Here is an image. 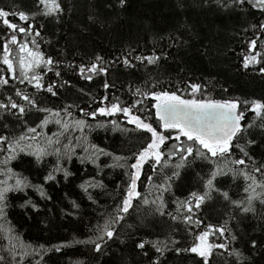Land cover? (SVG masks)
<instances>
[{
    "label": "trees",
    "instance_id": "obj_1",
    "mask_svg": "<svg viewBox=\"0 0 264 264\" xmlns=\"http://www.w3.org/2000/svg\"><path fill=\"white\" fill-rule=\"evenodd\" d=\"M60 3L63 12L45 17L38 0H0V9L30 15L27 22L10 15L11 22L25 27L28 24L35 26L27 35L15 33L18 44L27 41L29 47L35 49L31 40L36 39L39 50L58 62L53 65V71L44 70L45 88L36 89L27 81L20 82L19 49L18 45H11L10 58L16 68V78H12V73L0 60V76L9 80L8 85L0 86V100L7 102V97L11 96L17 103L27 105L15 95L19 89L34 98L39 107L59 111L68 106L72 116L61 112L63 120L83 119L88 127L83 132L74 127L64 131L52 122L38 129L40 144L43 145L45 137H58L61 141L59 145L49 147V152L54 147L66 151L64 145L71 140L75 154L63 166L72 175L65 179L63 173H58L56 181L45 183L43 178L56 163V156L48 155L37 163L34 156L21 153L10 167L27 176L33 184H43L50 199L42 198L31 188L25 192H10L6 220H0V224L11 227V235L19 237L25 245H44L45 249H53L44 252L41 264H152L158 254L151 245L146 244L143 250L136 245L164 240L165 237L174 238L178 243L169 245V250L160 258L162 264H202L197 255L177 253L174 249L191 247L195 237L208 225H223L228 229L223 237L218 234L210 237L211 242L226 243L228 248L215 249L209 264H264V205L259 201L254 202V212L245 214L213 193L200 209L194 208V219L202 221L199 226L186 224L182 219L174 221L168 215L161 216L155 211L156 205L143 202L144 197L149 202L156 199L159 194L157 186L172 177L173 171H178L180 175L172 177L171 190L164 193V200L166 212L182 217L186 209L181 208L178 212L175 202L185 200L193 191L202 192L203 180L216 165L227 172L228 168L251 171L253 162L256 166L264 164V121L251 111L250 103L247 106L241 104L239 111L244 112L241 121L244 131L241 138L233 142L228 159L213 158L216 164H212L189 156L185 167L176 169L174 166L180 162V154L169 156L170 150L174 144L186 147L192 142L183 136L177 141V131L163 129L154 117L155 100L150 95L135 94L139 88L142 93L149 94L175 91L184 99L264 101V73L260 71L264 67V30L259 28L264 22V12L248 4L242 8H224L216 0H126L124 6H120L119 0H60ZM35 31H39L40 36H35ZM12 34V30L0 22V57L3 56L4 42L10 40ZM175 37L180 39H173ZM252 40L257 41L254 49L249 48ZM257 52L261 53L260 62L244 68V57ZM153 54L162 57L154 65L136 60L137 56ZM96 56L103 58L101 65L108 71L88 81L79 75L78 68L81 64L90 65ZM125 57L130 61L129 66L123 63ZM56 70L61 73L59 77L55 75ZM105 82L109 84L107 89L104 88ZM48 84L55 86V96L46 91ZM191 85H200V91L193 93ZM104 96L108 100L102 103ZM136 100H141V104L132 109L133 114L169 137L161 148L164 163H145L138 181L141 199L133 200V207L124 214L125 219L112 225L116 235L112 240H106L103 250L97 253L93 244L77 241L94 240L96 226L116 215L117 205L121 204L130 182L128 173L132 170L128 165L135 162L134 154L150 142L151 134L128 123L123 113L108 116L97 112L95 118L85 113L116 102L122 107L131 106ZM44 115L33 110L25 117L27 126L35 127ZM113 121L117 125L115 128ZM5 123L9 125L7 130L3 128ZM22 131L23 124L14 117L8 116L0 121V135L18 136ZM62 131L63 135H59ZM236 143L245 147L251 160L240 153ZM88 144H95L113 156L128 158L126 162L121 161L125 167H108L114 163L110 156H101L98 164L86 159L82 162L81 158L88 155L83 150ZM3 158L4 153L0 152V160ZM240 158L245 160V165L229 163V160ZM253 174L258 180L264 179L261 173ZM93 177L102 181L104 187L84 192L80 185ZM0 179L4 177L0 176ZM247 183L250 181H244L242 177L233 179L228 173L217 177L216 187L228 191L231 199L239 200L247 195L243 191ZM28 199L38 205V210L31 206L20 207ZM73 201L78 208H73ZM8 236L6 231H0V255L6 257L4 264H11L12 257L7 249L16 243L15 239L10 242ZM232 236L236 239L232 240ZM252 241L256 242L255 247ZM53 246L61 247L55 251ZM233 249H239L243 258L229 255ZM16 251L23 249L17 245ZM16 259L19 260V256ZM40 259L39 254H33L25 259L24 264H35Z\"/></svg>",
    "mask_w": 264,
    "mask_h": 264
},
{
    "label": "snow or ice",
    "instance_id": "obj_2",
    "mask_svg": "<svg viewBox=\"0 0 264 264\" xmlns=\"http://www.w3.org/2000/svg\"><path fill=\"white\" fill-rule=\"evenodd\" d=\"M126 0H119L120 6H124ZM216 3L224 8L237 7L242 8L245 4L250 5L252 8L259 9L264 12V0H216ZM38 5L42 6L41 14L45 17H51L54 15H59L63 12V7L60 0H38ZM18 16L20 21L27 22L30 19V15L23 11L18 13H9L3 9H0V22L6 26L7 29H11L13 34L10 40H7L3 44V56L0 57L2 63L7 66V70L12 73V78H16V68L11 57L12 48L11 45H18L19 58L18 64L20 69L21 83L27 81L32 84L36 89H44V70L53 71V65L58 62L55 61L51 56H45V54L39 50V45L36 39L31 40V44L35 46V49L29 47V42L18 44V38L15 34L17 31L19 33H24L27 35L34 29V25L28 24L26 27L21 26L18 23H13L10 21L9 17ZM34 15V14H33ZM91 19V17H90ZM253 27H256L253 25ZM259 28L264 30V22L259 24ZM35 36H40L39 31H35ZM179 40V37L173 38ZM257 41L252 40L249 43V48L254 49L256 47ZM261 53L257 52L250 56H245L243 61V67L248 68L249 65L257 64L260 62L258 57ZM162 57L160 55H150L147 57L137 56L136 60L146 61L148 64H156ZM101 56H96L95 61L90 65L81 64L78 68L79 75L88 81L93 80L95 75L106 74L108 69L101 65ZM123 63L126 66L130 65V61L127 57L124 58ZM69 67H72L71 65ZM264 73V67L260 69ZM55 75L59 77L61 75L59 70L55 71ZM9 84V80L0 76V86H5ZM53 84H48L46 91L55 96L57 93L54 90ZM109 84L105 82L104 88L107 89ZM192 92L196 93L200 91V85H191ZM143 96H151L155 100L153 105L155 109V116L160 122V126L165 129H174L177 131L175 139L180 141L181 136L185 137L187 141L192 142L191 144L185 146L173 145V149L170 150L169 156L179 153L180 162L174 167L180 169L185 167L188 163V157L194 156L201 160H208L212 164H216L213 158H224L228 159L229 155L233 149V142L239 140L244 131L241 121L244 119V112L239 111L241 104L247 106L251 104V111L255 113L256 117L264 121V101L253 100L240 101V100H213L207 99H184L181 95H178L175 91H160L142 93L139 88H137L136 93ZM16 96L21 97L22 100L27 102V105L19 104L11 96L7 97V102L0 100V121L7 118L8 116L14 117L16 121H19L24 126V131H22L18 136L5 134L0 135V152L4 153V158L0 160V176L4 179H0V220H6V209L8 208V194L10 192H25L27 189H34L39 193L42 198L50 199L44 190L43 184L36 185L33 184L27 176L22 173L14 171L10 164L13 160L18 159L21 153H25L30 156H34L37 163H40L44 157L48 155L56 156V163L52 169L44 176L43 180L45 183L49 181H56L57 174L63 173L65 179H67L72 173L68 171L67 168L63 166V163L71 160L72 156L75 154V147L72 146L71 140L68 144L64 145L66 151H61L60 147H54L52 152H49V147L53 145H59L61 143L60 139L45 137L43 145L39 143L38 136L41 135L38 129H43L47 127L49 123L55 122L60 125L64 131H67L69 127L78 128L81 132L84 131L85 127H88L87 123L83 119L72 120L66 122L61 116V112L71 117L72 113L68 110V106L57 111L49 109L46 107H39L38 102L27 94H23L19 89L16 90ZM108 97L104 96L103 101H107ZM141 104V100H136L131 106L122 107L119 102L111 103L110 106L99 107L95 111L90 113H85L93 118L96 117L97 112L101 115H114L116 113H123L127 118V122L134 124L137 129L146 131L150 133V142L146 144L138 153L134 154V163L128 165L132 170L129 175V183L126 188V192L121 204L117 205L116 215L106 220L103 225L96 226V237L95 239H89L87 241H77V243H90L94 245L95 251L97 253L101 252L105 246L106 240H112L116 235V229L112 225L119 223L125 219V215L133 207V200L141 199V193L138 191V181L142 175V169L145 163L154 162V164L159 165L164 163V153L161 151L162 146L165 144L169 137L159 132L157 128L153 127L151 123L145 122L139 115L133 114L132 109L137 105ZM15 110V111H13ZM33 110L37 113H44V117L35 126H27V120L25 119ZM84 112V109H80ZM115 128L116 122H112ZM97 127H103V125H97ZM251 127V125H249ZM4 129H8V124H3ZM56 136V134H53ZM63 135V131L59 134ZM80 138L78 137L77 140ZM86 139V138H85ZM25 141H34L33 143H25ZM252 143V141H248ZM198 145V147H197ZM78 146V145H77ZM237 147L244 157H248L249 160L252 158L249 156L245 147L240 146L236 143ZM84 152L88 153L86 157H82L81 161L85 159L91 161L93 164H98L101 156L112 157L114 163L108 165V167H125V163L128 158L121 156H113L111 153L106 152L105 149L99 148L95 144H88L84 147ZM230 164L245 165V160L243 158L229 160ZM231 173L233 179L237 177H242L244 181H250L243 188V191L247 194L243 199L233 200L230 197L228 191L221 190L216 187L217 177L227 176ZM253 173H261L264 177V164L256 166L253 162V168L248 171L246 168L236 169L228 168L225 172L223 168L216 165L210 173L208 178L203 180V191L202 192H191L188 197L183 201H176L177 211L179 209H186V214L182 217L173 215L172 213L166 212V202L164 200V193L171 190V180L172 177H178L180 173L178 171H173L172 177H168L165 183L157 186L158 195L156 199L149 202V200L144 197L143 202L145 204L156 205L155 211L161 215H168L172 220L182 219L186 224L195 223L199 226L202 221L199 219H194V208L200 209L201 206L210 200L213 193L221 196L225 201L234 205L237 210L242 213H251L255 211V201H259L260 204L264 205V179L258 180L256 175ZM151 180V177H149ZM12 181V182H10ZM102 181H96L95 177L91 181H84L80 188L84 192H88L90 188H103ZM260 189V191H257ZM89 199H92L89 195ZM31 206L32 209L38 210V205L33 203L31 199L25 200L23 204L20 205L22 208ZM73 208H78L79 205L72 202ZM227 223V222H226ZM0 231H6L9 233L7 237L9 241L15 239L16 243H13L7 252L12 257L11 264H24L27 257H31L33 254H39L41 259L36 261L35 264H41L43 260L44 252L51 251L53 249H45L44 245H39L38 247H33L32 245H25L19 241V237H13L11 233L13 232L11 227L5 228L3 224H0ZM228 229L225 226L215 227L213 225H208L207 228L201 231L196 237L191 247L181 249L176 247L174 250L177 253L180 252H190L201 258L202 264H209L210 257L213 255L215 249H227L228 244L226 243H213L210 237L216 236L217 234L221 237L225 235ZM232 240L236 237L232 236ZM178 241L174 238L165 237L164 240L155 241H144L136 245L137 248L143 250L146 244H150L154 249L155 253L158 255L156 259L152 261V264H162L161 257L169 250V245H176ZM19 245L23 251L17 252L16 247ZM252 246H256V242L252 241ZM61 246H53L55 251H59ZM147 255V252L144 253ZM229 255H234L238 259L243 258V253L239 249H233L229 252ZM19 256V260L16 257ZM6 257L0 255V264H4Z\"/></svg>",
    "mask_w": 264,
    "mask_h": 264
},
{
    "label": "water",
    "instance_id": "obj_3",
    "mask_svg": "<svg viewBox=\"0 0 264 264\" xmlns=\"http://www.w3.org/2000/svg\"><path fill=\"white\" fill-rule=\"evenodd\" d=\"M154 104H155V103H154ZM153 108H154V107H153ZM153 114H154V117H155L156 119H158V118L155 116V109H154V113H153ZM159 124H160V122H159Z\"/></svg>",
    "mask_w": 264,
    "mask_h": 264
}]
</instances>
